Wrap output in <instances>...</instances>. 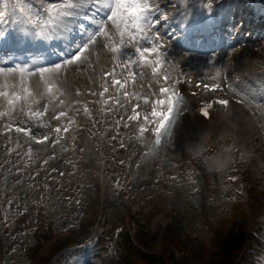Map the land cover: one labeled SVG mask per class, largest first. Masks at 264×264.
Wrapping results in <instances>:
<instances>
[{
  "label": "rangeland",
  "instance_id": "obj_1",
  "mask_svg": "<svg viewBox=\"0 0 264 264\" xmlns=\"http://www.w3.org/2000/svg\"><path fill=\"white\" fill-rule=\"evenodd\" d=\"M189 7L187 5L181 11ZM216 8L214 6L213 14L224 13ZM12 14L13 21L20 24L14 27L18 44L28 50L23 59L36 62L42 54H48L51 51L48 39L35 31H23L31 28L21 22L19 12ZM203 17L200 13L193 19L199 18V30L211 31L214 23ZM3 29L0 19V33ZM160 33L163 37L161 43L167 45L162 50L161 60L166 62L160 73L161 77L164 74L170 77L165 86L177 74V67L192 71L204 83L217 81L222 84L224 72L228 70L226 52L231 48L215 41L208 50L207 43L200 47V41L196 39L193 45L187 46L188 50H179L174 48L177 40L172 39L165 23ZM108 43L100 40L85 61L62 64L59 82L64 105L52 101L45 112V100L33 106L34 110L44 113L42 116H30L25 108L23 113L0 117V242L2 240L3 243L0 264H33L32 249L38 246L45 256L53 246L64 247L61 264H123L130 251H126L124 239V226L130 228L127 219L124 220L128 211L133 217L132 223H141L149 222L150 215L156 210H164L165 216L157 227L161 234L166 233L163 229L171 221V228L180 233L188 232L199 240L207 239L203 231V225L207 223L212 231L217 229L214 235L219 237V232L226 228L224 217L228 225L231 223L229 216L233 213H228L230 203L224 200L221 204L218 196L223 194L226 199L232 186L242 187L238 177L230 172L231 167L242 169L246 177L249 174L245 171H256L249 180L245 178L246 183L264 195V140L258 139L253 126L258 123L264 132V92L256 95L255 100L249 97L244 107L233 103L231 108L215 110L214 113L218 111L213 114L216 122L203 124L195 117L193 107L198 97L203 99L209 94L185 88L177 105L179 111L175 114L171 137H164L158 149L149 153L155 136L151 132L140 136L139 124L143 115L150 112V104H144L142 98L158 92L164 82H157L150 66H130L137 75L135 83L129 80L125 89L134 92L135 96L125 102L123 90L117 92L112 85L113 77L104 73H112L114 69L115 78L123 80L127 70L120 65L127 55H135L134 49L126 46L125 55L117 57L104 46ZM258 43L260 41L255 42ZM40 45L45 48L43 52L37 49ZM237 47L246 49L242 45ZM235 56L246 63L254 62L251 56L244 57L237 51ZM256 57L260 58L259 54ZM78 70L80 72H76ZM40 83L38 77L30 78L34 89L39 88ZM105 86L107 92H104ZM101 92H104L103 96ZM249 94L253 95V92L247 90L246 95ZM117 98L119 104L116 103ZM137 103L141 105L137 109L141 113V121H129L127 117L132 115V108ZM85 105L97 119V123L94 120V126L88 129V134L80 129L89 115L83 111ZM0 111H6L2 103ZM60 111L67 112L68 116L55 119ZM179 114L183 116L177 117ZM69 119L74 121L69 131L57 136L54 129L68 126ZM217 121L221 124L215 125ZM8 124L26 127L30 131L28 134L17 133L18 139L11 142L8 138L12 131H16L15 127L5 131ZM44 135L49 139L43 144L32 140V136L39 140ZM57 139L59 143H53ZM99 139L106 140L109 145L113 142L111 152L109 149L111 160L107 162L104 149L101 155L97 153ZM234 144L239 146L230 148ZM81 145L86 148L85 159L91 157L89 165L84 164L78 154ZM29 147L33 149L31 158ZM205 148L206 154H201ZM242 159L245 162L240 169ZM182 167L187 168V172ZM96 202H99V207L94 216H87L88 208ZM252 213V222L264 214L254 213V210ZM97 219H104V227L99 232ZM228 240L221 239L222 242ZM156 250L160 251V245ZM208 250L206 264L218 257L215 246L208 245Z\"/></svg>",
  "mask_w": 264,
  "mask_h": 264
},
{
  "label": "snow or ice",
  "instance_id": "obj_2",
  "mask_svg": "<svg viewBox=\"0 0 264 264\" xmlns=\"http://www.w3.org/2000/svg\"><path fill=\"white\" fill-rule=\"evenodd\" d=\"M188 0H182V3L187 6ZM202 12L206 14L203 18H211L214 13V6L212 0L207 3L201 2L198 5ZM18 9L22 23L34 25L33 29H24L23 31H35L37 35L49 39L53 35L68 39V34L73 31V26L79 28L81 32L87 33V38L81 43L76 44L74 50H71L69 58L64 61V64H72L73 62H82L89 59L92 48L100 41L107 40L109 43L104 45L117 57L123 56L126 46L134 49L135 55H127L126 59L120 65L127 70V76L123 79H116L114 76V69L112 73H104L105 76H112V85L115 86L116 91L123 90V97L125 102H128L133 96L134 92H129L125 86L132 80L135 83L136 72L131 70L130 66L140 65L141 67H151L152 74L164 82L158 92L152 93L151 97H143L144 104H150V112L143 115L142 122L139 124L140 136L145 133H154L155 139L153 147L149 153L154 152L161 145L164 137H171V128L175 124V114L179 111L177 105L181 101V97L176 93L173 87L165 86L170 80L167 74L160 76L162 65L166 61H162L163 49L167 47L166 44L161 43L163 37L159 31L153 29V23H160L161 19L167 20L166 15L156 18L154 21L153 13L160 11V6L154 0H40V9L33 13L31 5L25 6L22 0H17L13 12ZM89 12L93 19L91 23L95 25L94 28L89 29L84 23H78V18L89 19ZM98 12H103L104 15L99 19H95ZM4 12H0V18H3ZM185 20L189 21L192 17L191 12H186ZM39 21V23H38ZM5 34L0 33V38ZM62 64H53L50 68L41 67L35 72L29 71L27 67L17 66L14 68H0V103L6 106V111H0V117L5 115H15L17 112L23 113L25 108L28 110L30 116H42L44 113L34 110L33 106L39 105L42 101H47L44 105V111L47 112L48 104L52 101H58L60 105H64L65 101L60 98L63 95L61 92V85L59 82L61 76ZM219 73V70H218ZM36 76L41 81L39 88L34 89L30 84V78ZM205 88L210 86L205 84ZM42 88V91L40 90ZM212 89L219 88V85H211ZM108 88L104 87V92ZM104 92L100 95L103 96ZM141 99V97H137ZM116 103L120 100L117 98ZM216 103L224 106L229 105L228 99H219ZM240 103H244L242 99ZM124 105H121L123 107ZM212 105L209 104L200 109L205 117L210 115L209 110ZM141 108L139 103L132 108V115L127 119L129 121H141V113L137 109ZM83 111L89 113L88 107L85 105ZM91 115V113H89ZM68 113L60 111L58 116L67 117ZM123 120V117L120 118ZM74 123L72 119L68 120V126L61 128L57 126L54 131L59 136L61 132L67 133L69 127ZM127 126V125H126ZM15 127L17 133L28 134L29 129L21 126H14L8 124L5 131H11ZM49 137L44 135L42 139H36L32 136V140L37 144H43ZM115 139V137H113ZM59 143V139L53 141ZM19 146V145H18ZM123 148L124 144L121 143ZM33 149L29 147L28 155L31 158ZM47 163V161H44ZM123 164V161H120ZM63 175V173H61ZM235 179V177H229ZM191 180V175L189 176ZM194 183V181H193ZM27 209L25 208V211Z\"/></svg>",
  "mask_w": 264,
  "mask_h": 264
},
{
  "label": "trees",
  "instance_id": "obj_3",
  "mask_svg": "<svg viewBox=\"0 0 264 264\" xmlns=\"http://www.w3.org/2000/svg\"><path fill=\"white\" fill-rule=\"evenodd\" d=\"M139 242H142V237H140ZM129 249L131 250L130 253L139 254V256L142 258V260L146 262V264H164L163 262H160V260L158 258H155L153 255L140 253L139 250L133 244H127L126 251H128ZM236 256H237V254L236 255L227 254L223 259V260H225L223 264H226V263L232 264L234 262V259L236 258ZM213 264H219V263H213Z\"/></svg>",
  "mask_w": 264,
  "mask_h": 264
}]
</instances>
